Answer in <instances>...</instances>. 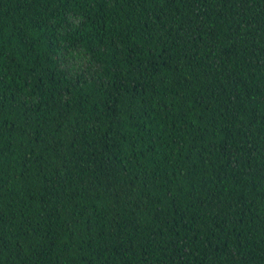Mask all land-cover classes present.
<instances>
[{
    "label": "trees",
    "instance_id": "obj_1",
    "mask_svg": "<svg viewBox=\"0 0 264 264\" xmlns=\"http://www.w3.org/2000/svg\"><path fill=\"white\" fill-rule=\"evenodd\" d=\"M0 264H264V0H0Z\"/></svg>",
    "mask_w": 264,
    "mask_h": 264
}]
</instances>
